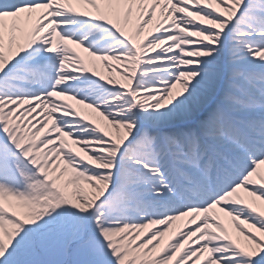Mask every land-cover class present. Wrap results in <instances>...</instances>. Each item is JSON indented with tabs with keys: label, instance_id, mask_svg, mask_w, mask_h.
<instances>
[{
	"label": "snow or ice",
	"instance_id": "1",
	"mask_svg": "<svg viewBox=\"0 0 264 264\" xmlns=\"http://www.w3.org/2000/svg\"><path fill=\"white\" fill-rule=\"evenodd\" d=\"M0 264H264V0H0Z\"/></svg>",
	"mask_w": 264,
	"mask_h": 264
},
{
	"label": "bare ground",
	"instance_id": "2",
	"mask_svg": "<svg viewBox=\"0 0 264 264\" xmlns=\"http://www.w3.org/2000/svg\"><path fill=\"white\" fill-rule=\"evenodd\" d=\"M105 75H107V72L105 71V73H104Z\"/></svg>",
	"mask_w": 264,
	"mask_h": 264
},
{
	"label": "rangeland",
	"instance_id": "3",
	"mask_svg": "<svg viewBox=\"0 0 264 264\" xmlns=\"http://www.w3.org/2000/svg\"><path fill=\"white\" fill-rule=\"evenodd\" d=\"M74 103V102H73Z\"/></svg>",
	"mask_w": 264,
	"mask_h": 264
}]
</instances>
